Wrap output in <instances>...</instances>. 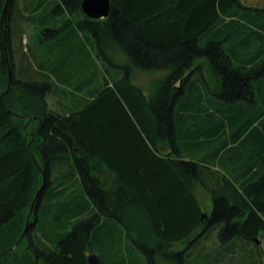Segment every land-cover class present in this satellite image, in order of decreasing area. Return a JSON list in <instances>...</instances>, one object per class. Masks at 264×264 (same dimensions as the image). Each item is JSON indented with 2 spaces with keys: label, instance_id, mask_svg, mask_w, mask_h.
Wrapping results in <instances>:
<instances>
[{
  "label": "trees",
  "instance_id": "trees-1",
  "mask_svg": "<svg viewBox=\"0 0 264 264\" xmlns=\"http://www.w3.org/2000/svg\"><path fill=\"white\" fill-rule=\"evenodd\" d=\"M82 1L40 0L35 14L50 9L43 20L53 26L65 13L71 15L59 28L46 29L49 42L53 40L49 32L60 33L73 23V30L86 31L98 56L110 64V69L103 66L104 75L99 74L101 84L97 85L98 73L94 75L91 88L90 81L69 88L72 68L81 62L77 58L58 61L54 67L34 59L32 77L19 79L10 27L16 0H9L3 26L0 23V264H87L88 255L95 253L92 232L102 218L116 221L122 236L144 256L139 262L137 253L130 252L132 260H127L121 249L117 251V238L112 242L109 238L119 264H158V255L174 264L177 260L192 264L193 250L201 246L198 240L193 244L199 229L205 242L218 230L223 255L215 264H243L236 257L250 241L257 248L255 240L264 234V7L246 6L240 0H110L109 16L92 19L82 11ZM5 2L0 0V16ZM233 35H240V49L225 46ZM116 53L127 64L119 62ZM198 60L208 62L209 75L203 64L196 66ZM132 69L167 73L157 81L154 97L148 98L133 83ZM189 69L197 70V80L221 100L258 106L256 112L240 106L235 114L243 118L239 132L245 158L250 155L241 184L224 179L218 189L210 185L213 211L203 220L191 191L201 179L197 164L167 162L156 154L162 132L176 149L173 110L190 91L176 85L188 80ZM38 74L44 77L37 79ZM52 80L63 85L67 99L73 95L65 112L50 107ZM195 87H191L194 93L201 90ZM95 160L109 161L124 182L104 187L95 176ZM64 186L71 188V195L65 194ZM81 188L90 204L83 202V195L75 199ZM45 197H58V207L73 197L82 203L64 205L67 222H74L71 229L58 232L46 223L39 239L35 230L32 236V221L24 234ZM58 226L62 229L66 224ZM185 240H190L189 248L170 249Z\"/></svg>",
  "mask_w": 264,
  "mask_h": 264
},
{
  "label": "rangeland",
  "instance_id": "rangeland-1",
  "mask_svg": "<svg viewBox=\"0 0 264 264\" xmlns=\"http://www.w3.org/2000/svg\"><path fill=\"white\" fill-rule=\"evenodd\" d=\"M5 1L6 4L8 0ZM28 1L30 0H16V8L13 11V15L11 19V26H10L12 29L11 48H12V59H13L16 76L19 79L31 78L32 77L31 64L33 65V67H35L33 61L34 59L35 61H41V60L48 61L54 67V65H56L58 61L61 62L66 59V61L70 63L72 60H76L77 58L81 62L78 63L74 68H72L71 73L73 74V79H72L73 84H71L69 87L71 88V91L74 89V87L78 82L87 83L88 81H90L89 87L90 88L94 87V84H92L91 81L93 82L94 75H96L97 73H98L96 80L97 85H99V83L101 84V79L99 74L104 75L106 72L102 70L103 66L105 67V69L108 68L110 69L109 67L110 64L104 63L102 56L101 58L100 56H98V52L96 50L95 44L92 43L91 39H89V36L85 35L86 31L81 32L77 28L73 30L72 28L75 26L74 25L75 23H73V26H67L65 28L62 27L64 28V30L60 33H55L53 31L49 32L48 35H51L53 39L52 41L49 42L46 37L47 35L46 29L59 28V23L61 22L63 23V21L71 18V15L69 13H65L57 20L58 24L53 26L51 22H45L43 20L44 17H46L48 14L51 13V10L40 9L37 12V14H35L36 12L35 8L36 6H38V2L40 0H34L33 4L29 3L30 4L29 8L28 7L25 8L24 6L27 5L26 3ZM240 1L245 3L246 6L264 7V0H240ZM2 12L3 9L1 11L0 23H1ZM73 18H72L73 21H75L76 18L75 17ZM2 24L3 23H1V25ZM67 32H71V34H67ZM236 37L237 36L233 35L232 37L233 39L225 43V46L228 49L231 47L235 48V45L240 49L241 47V39H239L240 35H238L237 39ZM116 54H118L120 58L119 62H123L125 64L126 58L124 56L121 57L119 53ZM199 64H203L202 70L208 73V74L206 73L205 75H209L210 74L209 71L211 69L209 68L208 62L206 60H198L196 62V66H198ZM113 69L114 68H112V70ZM25 72H29V76H25L24 75ZM155 74L156 73L154 72L141 71L139 69H135L133 71V75H132L133 83L139 85L144 91V94L148 98H152L155 96L156 91L154 92V90L157 87V81L159 80V78H164L166 73L159 74V76ZM211 90L214 91V87H211ZM68 94L69 96L72 95L69 92ZM42 175L44 177L43 171H42ZM40 189L37 191L36 196L39 193ZM77 191L79 190H76V192ZM80 195H83L84 198V193L82 191H79L75 193V196H77L78 198L75 199L79 200ZM85 195L88 197L86 192ZM56 199H58V197H56L55 199H50L49 197H45L43 202L41 203L39 214H35L34 220L32 219L29 221V223L32 221L33 223H35V226L31 230L32 236L35 235L34 233L35 230L39 239H42L41 237L43 232L42 229L44 227L46 228L45 226L46 223L48 225L50 224L51 227L56 228V231L58 232H64L71 229L72 227L71 225L74 222L70 220L69 222H67V218L65 217L67 212L66 207L64 206L65 204L59 205L58 207V204H56ZM75 199L73 197L70 200H68V202L76 201ZM51 200L55 204H53ZM33 212L34 210L31 211V214ZM60 222L66 224V226L63 227L62 229H60V227L58 226ZM109 222L110 223H105V224L103 223L101 227L94 229L92 232V248L94 249L95 253L102 258L103 264H119L120 256L114 253L113 250L115 249V247L114 244L111 243L112 242L111 238H114L113 241L115 240V238H117L116 245L119 243V245H117V251L118 248L121 249V252H123L122 253L123 257L131 261L132 259H130V257L132 254L130 252H135L138 255L139 262H141L144 256L141 255L139 249H137L135 244L130 239H128L125 235L122 236L123 235L122 227L114 220ZM201 233H203V230L199 229L193 234V239H194L193 244L195 245L198 240L199 242H201V243L198 242L199 244H201V246H197L196 250L195 249L193 250L194 246L193 248H191L193 250L194 260H195L192 264H204L205 259H207L205 264H215L216 261H218V258L222 257L223 255L222 249L218 247V243H219L217 237L218 230L213 232L209 237L208 241L206 242L204 241L205 238H203L204 233L201 235V237L199 236V238H197L198 235ZM109 238L111 239V242L107 241L109 240ZM189 242L190 240H185L184 242L181 243H174L170 249L175 251H182L185 248H189V244H190ZM244 243H246V241ZM253 243H254L253 241L247 243L248 244L247 248L242 249L241 255L236 257L237 261L243 260V264H260V260H262L264 257V234L256 238L255 243L257 245V248L253 247ZM111 247H114V249L111 250ZM259 254L261 255V257ZM174 259L176 260V258ZM157 260H158V264H174L171 262L172 260H168V259L162 260L159 255L157 257ZM175 263L179 264V261L177 260L175 261ZM226 263L228 264L227 261ZM184 264H186L185 261Z\"/></svg>",
  "mask_w": 264,
  "mask_h": 264
},
{
  "label": "crops",
  "instance_id": "crops-1",
  "mask_svg": "<svg viewBox=\"0 0 264 264\" xmlns=\"http://www.w3.org/2000/svg\"><path fill=\"white\" fill-rule=\"evenodd\" d=\"M254 7L261 8L262 6ZM192 70L189 69L186 72V75H189L188 80H181L176 85V87H183L185 90L190 89L189 92L185 91L184 95L187 96L183 98L184 101H178L179 103L177 102V106L173 110L176 149L169 145L167 135L162 132L157 140L156 154L167 162L172 159H180L197 164L196 175H199L201 179L194 184L191 191L201 209L199 218L203 220L213 211V201L208 193L210 185L218 189L223 186L224 179L232 180L237 186L241 184V175L246 172V161L250 155L245 158L246 153L243 150L245 147L241 142V133L239 132L243 118L241 119L235 114L239 111L240 106L242 109L250 108L252 112H256L258 106L251 107L253 104L250 103L241 102L240 105L221 100L208 90L207 85L202 80H197L198 71ZM154 73L159 76V74L166 72L157 71ZM43 77V75L38 74L36 78L42 79ZM52 82L54 90L48 95L50 107L56 111L65 112L73 102V96L67 99L63 85L58 84L55 80ZM195 85L201 86V90L194 93L191 87L194 89ZM146 141L147 145L150 146L149 141L147 139ZM253 153L251 151V154ZM94 163L98 165L95 176L104 182V187L114 183L117 185L119 180H122L120 171L113 167L109 161L101 160L99 163L95 160ZM65 189V194L71 193V188ZM81 189L84 193L83 202L87 203L88 201L90 204V200L85 195L86 191L84 188ZM61 203L71 204L74 207L82 204L78 201L68 202L67 200H62ZM109 221L112 220L102 218L95 229L101 227L103 223H110Z\"/></svg>",
  "mask_w": 264,
  "mask_h": 264
},
{
  "label": "water",
  "instance_id": "water-1",
  "mask_svg": "<svg viewBox=\"0 0 264 264\" xmlns=\"http://www.w3.org/2000/svg\"><path fill=\"white\" fill-rule=\"evenodd\" d=\"M8 2L9 0L7 1V3L3 8L1 23H3V18L7 10ZM81 7L84 14L87 15L88 17L92 19H102L109 16L111 10V2L110 0H83ZM10 85H11V72L9 70L8 87H10ZM29 225L30 223H27L24 234L28 229ZM87 264H103V262L102 259L99 257V255H97L96 253H90L87 258Z\"/></svg>",
  "mask_w": 264,
  "mask_h": 264
}]
</instances>
